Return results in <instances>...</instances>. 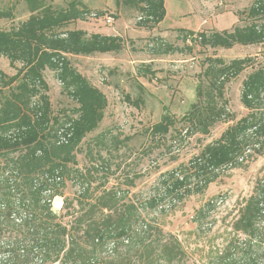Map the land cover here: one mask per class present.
Here are the masks:
<instances>
[{
    "label": "trees",
    "instance_id": "1",
    "mask_svg": "<svg viewBox=\"0 0 264 264\" xmlns=\"http://www.w3.org/2000/svg\"><path fill=\"white\" fill-rule=\"evenodd\" d=\"M26 2L29 18L9 30H0V57H7L12 66L21 65L12 76L0 70V92L9 89L0 102V264H188L180 239L142 213L160 211L169 202L175 207L187 197L203 193L217 173L238 165L251 148L264 153V66H256V59L250 56L229 62L208 58L202 74L207 85L199 82L196 103L179 121L188 126L189 134H209L217 123L233 119L228 103L222 102L226 85L253 66L241 94L249 113L189 165L160 179L144 201L125 200L114 187L95 196L87 187L82 194L88 199L72 208V201L65 197L70 165L76 162L84 138L104 119L108 98L72 65L68 55L117 53L124 48L125 39L68 29L69 24L85 20L90 13L80 0L60 8L47 0ZM116 3L136 9L140 27L154 28L167 15L166 0ZM12 16V12L0 9V20ZM248 16V25L188 31L185 38L195 35V45L213 48L264 45V23L258 21L264 18V0H253ZM168 49L175 48L169 45ZM47 69L57 72L78 105L74 116L64 122L52 114ZM150 70L144 75L152 74ZM177 122L166 114L153 126V133L168 134ZM56 197L64 198V213L55 209ZM211 207L209 202L197 210L194 220L198 227H203ZM261 218L264 186L256 184L233 224L235 233L246 236V248L238 250L231 241L217 254V264H261L253 248L259 241L264 243ZM235 251L241 254L239 259L234 258Z\"/></svg>",
    "mask_w": 264,
    "mask_h": 264
},
{
    "label": "rangeland",
    "instance_id": "2",
    "mask_svg": "<svg viewBox=\"0 0 264 264\" xmlns=\"http://www.w3.org/2000/svg\"><path fill=\"white\" fill-rule=\"evenodd\" d=\"M47 1L60 8L72 0ZM80 1L90 13L85 20L69 24L68 29L120 35L125 46L117 53L68 55L72 65L106 94L108 106L99 127L78 147L76 162L70 165L65 197L72 201V208H78V201L88 199L82 194L85 188L97 196L114 187L125 200L144 201L160 179L189 165L207 145L249 113L241 94L243 81L253 66L226 85L222 102L228 103L233 119L217 123L209 134H189L188 126L179 121L196 103L199 82L207 85L202 74L208 58L229 62L250 56L256 59V66H264L263 44L213 48L195 45V35L185 38L188 31H221L248 25L253 0H166V18L151 29L138 25L140 14L136 9L118 5L116 0ZM0 9L13 15L0 20V30L18 26L31 14L26 0H0ZM258 21L264 23V18ZM169 45L175 49L169 50ZM15 65L7 57H0V70L9 76L21 66ZM148 68L152 74L145 76ZM45 78L50 86L52 114L64 122L74 116L78 105L56 71L47 69ZM8 92V88L0 92V102ZM166 114L176 118V126L168 134H154L153 126ZM256 184L264 186V153H255L251 148L238 165L217 173L203 193L193 194L175 207L169 202L160 211L142 214L147 220L155 218L166 232L180 239L189 256L188 264H217V254L223 253L231 241L238 250L246 248V236L235 233L233 224ZM209 202L213 207L207 209L200 228L195 214ZM63 205L64 198L56 197L55 209L64 213ZM260 221L264 227V218ZM253 248L264 264V243L259 241ZM240 255L235 251L234 258Z\"/></svg>",
    "mask_w": 264,
    "mask_h": 264
},
{
    "label": "built area",
    "instance_id": "3",
    "mask_svg": "<svg viewBox=\"0 0 264 264\" xmlns=\"http://www.w3.org/2000/svg\"><path fill=\"white\" fill-rule=\"evenodd\" d=\"M108 21H110V20H108Z\"/></svg>",
    "mask_w": 264,
    "mask_h": 264
}]
</instances>
